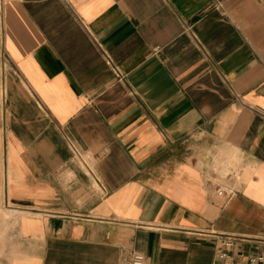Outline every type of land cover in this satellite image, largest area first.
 <instances>
[{
	"label": "crops",
	"instance_id": "0c3cea01",
	"mask_svg": "<svg viewBox=\"0 0 264 264\" xmlns=\"http://www.w3.org/2000/svg\"><path fill=\"white\" fill-rule=\"evenodd\" d=\"M0 58V264L264 256V0H0Z\"/></svg>",
	"mask_w": 264,
	"mask_h": 264
},
{
	"label": "rangeland",
	"instance_id": "374dc122",
	"mask_svg": "<svg viewBox=\"0 0 264 264\" xmlns=\"http://www.w3.org/2000/svg\"><path fill=\"white\" fill-rule=\"evenodd\" d=\"M4 71L3 61L0 58V77ZM2 85L0 81V132L2 116ZM2 136L0 133V260L6 258L15 251L16 240L18 239V227L15 213L5 205L4 191L2 185ZM221 165L232 167L230 161L221 162ZM229 179V178H228Z\"/></svg>",
	"mask_w": 264,
	"mask_h": 264
},
{
	"label": "built area",
	"instance_id": "2783aa9c",
	"mask_svg": "<svg viewBox=\"0 0 264 264\" xmlns=\"http://www.w3.org/2000/svg\"><path fill=\"white\" fill-rule=\"evenodd\" d=\"M114 72L119 77V73L117 72V70H114ZM69 146L73 154L72 156L74 160H76L82 166L88 167L86 163V158H84L83 153L76 147V145L72 141H69ZM217 191L222 192L225 191V189L218 188ZM221 237H222L221 246L225 249V251L221 252L218 255V257L220 259L230 260V255L228 254L227 251L234 246V237L229 235H224ZM125 260L128 261L129 264H144L145 256L139 252L130 251L128 254H126ZM228 264H235V263L229 261ZM242 264H264V256L250 257L247 260H245Z\"/></svg>",
	"mask_w": 264,
	"mask_h": 264
}]
</instances>
